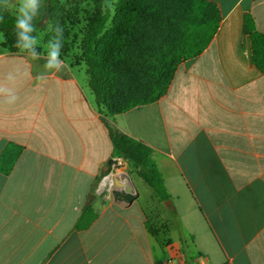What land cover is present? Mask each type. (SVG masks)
<instances>
[{
  "label": "crops",
  "instance_id": "obj_1",
  "mask_svg": "<svg viewBox=\"0 0 264 264\" xmlns=\"http://www.w3.org/2000/svg\"><path fill=\"white\" fill-rule=\"evenodd\" d=\"M210 1L221 23L209 46L178 67L160 100L114 116L96 104L80 47L61 53L55 72L0 44V85L18 97H0V158L22 147L11 173L0 171V264H264V73L243 35L246 13L264 32V0ZM110 128L154 150L189 219L188 257L179 234L166 247L151 236L141 195L129 203L114 199V185L102 189L118 158ZM91 192L98 218L78 231Z\"/></svg>",
  "mask_w": 264,
  "mask_h": 264
},
{
  "label": "trees",
  "instance_id": "obj_2",
  "mask_svg": "<svg viewBox=\"0 0 264 264\" xmlns=\"http://www.w3.org/2000/svg\"><path fill=\"white\" fill-rule=\"evenodd\" d=\"M90 2L91 12L84 21L77 17L79 5ZM103 0H73L67 9L60 0H42L39 15L33 21L37 31L45 32L48 43L57 23L64 28L62 54L78 46L77 63L86 66L89 87L98 107L107 115L125 113L135 107L155 103L165 96L178 67L197 58L209 46L221 23V11L210 0H118L108 26L110 13L103 9ZM0 32L4 48L14 49L15 18L9 9H0ZM80 27V34L77 29ZM49 28V30H48ZM78 35L81 36L78 45ZM244 40L250 44L251 62L264 73V32L257 29L254 17L244 15ZM115 157L124 159L139 179L164 203L171 199L163 175L155 161L154 150L145 143L110 128ZM22 147L8 145L0 158V171L9 175ZM112 161L109 163L111 167ZM91 192L78 218L75 229H89L98 218ZM146 227L162 246L171 244L167 224L152 222L145 207ZM188 257V248L182 245Z\"/></svg>",
  "mask_w": 264,
  "mask_h": 264
},
{
  "label": "rangeland",
  "instance_id": "obj_3",
  "mask_svg": "<svg viewBox=\"0 0 264 264\" xmlns=\"http://www.w3.org/2000/svg\"><path fill=\"white\" fill-rule=\"evenodd\" d=\"M61 3L67 8H71V4L73 0H60ZM118 0H103V9L109 11L110 13V19L108 21V26H111L114 14H115V8ZM93 9V5L90 2H82V4L79 5L80 13L77 17L80 18L81 21H84L86 17L88 16V12H91ZM86 22L84 21L81 24V27L85 28ZM49 30V28H48ZM78 34H80V27L78 26L77 29ZM78 45L81 39V36L78 35ZM45 32L38 30L37 31V38L39 40L38 47L46 48L47 43L44 40ZM5 37L4 34L0 32V44L4 42ZM47 49V48H46ZM79 51H77L78 53ZM183 64V63H182ZM82 74L84 75V78L88 80L87 74H86V66H82ZM122 159V158H121ZM124 162V165L120 167V169L112 171L111 172V178L114 179V176H118L121 179V176L129 175L131 179L133 180L135 186L137 187V190L139 191V202L144 204L145 207L148 209V211L151 213L150 220L154 223L157 221L161 224H167L169 230L171 233H173L175 236L179 234L182 238V242L186 248H192L193 249V243L190 238V236L187 233V229H189V219L186 217V211L182 208L179 212H177L176 208L174 207V201L171 199L165 201L164 203L159 202L156 197L153 194L152 189L145 184L141 179L138 178L136 171L132 169L127 162L122 159ZM106 176V175H105ZM127 178V177H126ZM114 180L112 185H114ZM122 181V179H121ZM102 183V181H101ZM100 183V184H101ZM103 184V183H102ZM101 184V185H102ZM129 186V183L127 184ZM99 188V187H98ZM103 189V187H102ZM106 190V189H105ZM104 190V191H105ZM172 203V205H167L168 202ZM172 260V259H171ZM179 264V263H176Z\"/></svg>",
  "mask_w": 264,
  "mask_h": 264
},
{
  "label": "clouds",
  "instance_id": "obj_4",
  "mask_svg": "<svg viewBox=\"0 0 264 264\" xmlns=\"http://www.w3.org/2000/svg\"><path fill=\"white\" fill-rule=\"evenodd\" d=\"M14 6L16 10L15 18V31L16 40L15 46L22 53L27 55L32 60L45 59L44 68L48 71L59 72L65 67L64 61L61 59V50L64 46V28L57 23L51 28L54 33L51 39H49L46 48V56L42 57L40 52L37 51L39 40L34 35L36 28L33 21L39 15L42 7V0H17L15 5H12V0H0V9L8 10ZM3 17H0L2 20ZM14 77L9 74L8 79L12 80ZM42 78L41 76L37 77ZM0 97H4V102L7 104H14L18 97L15 92L8 87L0 85Z\"/></svg>",
  "mask_w": 264,
  "mask_h": 264
},
{
  "label": "water",
  "instance_id": "obj_5",
  "mask_svg": "<svg viewBox=\"0 0 264 264\" xmlns=\"http://www.w3.org/2000/svg\"><path fill=\"white\" fill-rule=\"evenodd\" d=\"M108 169H109V167H107V170H106V173L107 174L103 178L102 183L105 180H108V179L111 178V172ZM126 177L129 180V186L126 188V190L125 191H122V192L121 191H118L116 189V187L121 186V184L118 182L117 179H115V180L112 179V180H114V186H115V188H113L111 190V193H112V195H113V197H114L115 200H117V201H125V202L131 203V202H133L136 199V197L139 196V191L137 190V187L135 186V184H134L133 180L131 179V177L129 175H126ZM167 205H172L171 201L168 202Z\"/></svg>",
  "mask_w": 264,
  "mask_h": 264
},
{
  "label": "built area",
  "instance_id": "obj_6",
  "mask_svg": "<svg viewBox=\"0 0 264 264\" xmlns=\"http://www.w3.org/2000/svg\"><path fill=\"white\" fill-rule=\"evenodd\" d=\"M123 165H124V162L122 161L121 158H115V159L112 160V164H111L110 169L112 171H115V170L120 169V167L123 166ZM166 264H176V263L168 261Z\"/></svg>",
  "mask_w": 264,
  "mask_h": 264
},
{
  "label": "bare ground",
  "instance_id": "obj_7",
  "mask_svg": "<svg viewBox=\"0 0 264 264\" xmlns=\"http://www.w3.org/2000/svg\"><path fill=\"white\" fill-rule=\"evenodd\" d=\"M121 179H122V182H124L126 185L129 183V180H128V178H126V176L121 177ZM112 183H113V180L112 179L105 180L103 182V184H102V187H105L108 184L112 185Z\"/></svg>",
  "mask_w": 264,
  "mask_h": 264
}]
</instances>
